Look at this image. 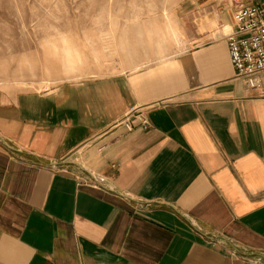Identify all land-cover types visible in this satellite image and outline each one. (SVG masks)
Segmentation results:
<instances>
[{
  "label": "crops",
  "instance_id": "0c3cea01",
  "mask_svg": "<svg viewBox=\"0 0 264 264\" xmlns=\"http://www.w3.org/2000/svg\"><path fill=\"white\" fill-rule=\"evenodd\" d=\"M236 1L178 55L0 90V264H264V76L234 78Z\"/></svg>",
  "mask_w": 264,
  "mask_h": 264
},
{
  "label": "rangeland",
  "instance_id": "374dc122",
  "mask_svg": "<svg viewBox=\"0 0 264 264\" xmlns=\"http://www.w3.org/2000/svg\"><path fill=\"white\" fill-rule=\"evenodd\" d=\"M208 1L0 0V90L51 91L178 55Z\"/></svg>",
  "mask_w": 264,
  "mask_h": 264
},
{
  "label": "built area",
  "instance_id": "2783aa9c",
  "mask_svg": "<svg viewBox=\"0 0 264 264\" xmlns=\"http://www.w3.org/2000/svg\"><path fill=\"white\" fill-rule=\"evenodd\" d=\"M232 17L233 26L226 35V44L234 78L242 80L248 89L255 90L264 76V0L235 2ZM138 116L136 109L130 110L118 124L122 123L131 130V121ZM248 259L254 263L263 261L254 256Z\"/></svg>",
  "mask_w": 264,
  "mask_h": 264
},
{
  "label": "bare ground",
  "instance_id": "6f19581e",
  "mask_svg": "<svg viewBox=\"0 0 264 264\" xmlns=\"http://www.w3.org/2000/svg\"><path fill=\"white\" fill-rule=\"evenodd\" d=\"M169 23H170V25H171V22H169ZM229 33H230V32H229ZM229 33H228V34H229Z\"/></svg>",
  "mask_w": 264,
  "mask_h": 264
}]
</instances>
